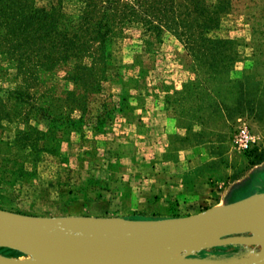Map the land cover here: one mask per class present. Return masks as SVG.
<instances>
[{
  "label": "rangeland",
  "instance_id": "obj_1",
  "mask_svg": "<svg viewBox=\"0 0 264 264\" xmlns=\"http://www.w3.org/2000/svg\"><path fill=\"white\" fill-rule=\"evenodd\" d=\"M211 34L235 40L239 61L227 71L209 73L171 33L156 40L131 23L116 29L97 91L67 79L71 63L39 72L30 86L0 69V208L160 219L264 191V0H230ZM246 102L258 103L260 115ZM259 249L223 245L197 256L244 262ZM0 254L31 257L7 247Z\"/></svg>",
  "mask_w": 264,
  "mask_h": 264
},
{
  "label": "trees",
  "instance_id": "obj_2",
  "mask_svg": "<svg viewBox=\"0 0 264 264\" xmlns=\"http://www.w3.org/2000/svg\"><path fill=\"white\" fill-rule=\"evenodd\" d=\"M68 3L76 8L68 10ZM229 8L230 0H217L212 7L205 0H52L48 6L0 0V69H14L18 83L30 86L39 72L71 63L67 79L97 91L111 63L116 29L131 23L156 40L171 33L194 65L221 73L239 61L234 39L211 34ZM13 93L29 97L24 90ZM244 108L262 112L258 103Z\"/></svg>",
  "mask_w": 264,
  "mask_h": 264
},
{
  "label": "water",
  "instance_id": "obj_3",
  "mask_svg": "<svg viewBox=\"0 0 264 264\" xmlns=\"http://www.w3.org/2000/svg\"><path fill=\"white\" fill-rule=\"evenodd\" d=\"M71 220L90 221L95 227L72 232L50 227ZM116 221L138 225L140 231L119 229ZM263 227L264 191L198 213L160 219L38 217L0 208V247L32 256L19 259L0 254V264H233L241 257L197 253L215 246L258 244ZM245 232L251 235L242 236ZM258 245L247 264H264V244Z\"/></svg>",
  "mask_w": 264,
  "mask_h": 264
},
{
  "label": "bare ground",
  "instance_id": "obj_4",
  "mask_svg": "<svg viewBox=\"0 0 264 264\" xmlns=\"http://www.w3.org/2000/svg\"><path fill=\"white\" fill-rule=\"evenodd\" d=\"M114 226L118 227L119 229H123V230H128L130 232H138L140 231V226L138 225H133V223H128V222H123V221H116L114 223ZM51 228L57 230L58 232H69V231H83V230H88L91 229L93 227H95V224L90 222V221H84V220H71L68 222H64V223H60L57 225H51ZM264 231V227L262 228ZM256 242L258 244H264V237L263 235H259ZM167 253V252H165ZM29 255V254H28ZM165 255V254H164ZM177 255H180L179 252H177ZM31 256V255H29ZM254 256H249V257H245L244 262L241 260L242 257L240 259L234 260L233 264H247L248 260H250V258H252ZM31 257L29 258H25V259H31Z\"/></svg>",
  "mask_w": 264,
  "mask_h": 264
},
{
  "label": "built area",
  "instance_id": "obj_5",
  "mask_svg": "<svg viewBox=\"0 0 264 264\" xmlns=\"http://www.w3.org/2000/svg\"><path fill=\"white\" fill-rule=\"evenodd\" d=\"M249 140H250V135L244 131L241 136L242 144L246 146L249 143Z\"/></svg>",
  "mask_w": 264,
  "mask_h": 264
}]
</instances>
